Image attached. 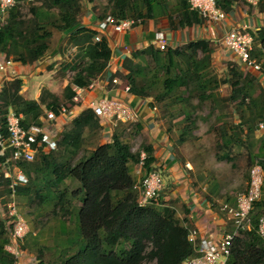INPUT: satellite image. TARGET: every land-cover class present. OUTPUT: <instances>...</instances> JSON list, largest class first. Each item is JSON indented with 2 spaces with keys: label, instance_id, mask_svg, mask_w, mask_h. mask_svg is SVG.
I'll return each instance as SVG.
<instances>
[{
  "label": "trees",
  "instance_id": "16d2710c",
  "mask_svg": "<svg viewBox=\"0 0 264 264\" xmlns=\"http://www.w3.org/2000/svg\"><path fill=\"white\" fill-rule=\"evenodd\" d=\"M28 2H33L31 17L25 18L21 9ZM241 2L247 3V0H220L218 6L228 14ZM85 14L82 0H16L5 23L0 26V55L22 65L38 63L46 57L54 32H70L69 43L78 46L79 52L69 65L74 75L60 97L45 89L38 101L25 99L21 94L23 80L16 78L7 82L0 91L2 117L13 110L24 116V125L35 123L45 108L58 111L62 102L70 101L75 86L88 87L106 72L112 57L110 44L106 36L96 42L97 29L81 25ZM107 15L117 21L133 18L141 23L165 18L171 30L204 22L197 12L191 10L189 0H109L104 12L96 17L101 21ZM251 33L255 38L251 57L262 62L264 69V27ZM213 53L210 42L202 39L165 50L150 45L125 61V67L133 64L134 59L139 60L140 65L128 67L129 73L124 77L120 73L114 74L110 81L121 77L131 94L140 98L153 97L154 102L163 107L167 106L166 98L182 88L196 91L201 103L209 99L216 102L218 87L230 85L231 93L222 101L236 103L239 122L225 127L221 140L230 145L249 144L251 147L252 143L246 142L248 138L244 135L246 131L253 134L258 124L264 121V84L234 62L228 63L225 77L219 79L211 71ZM100 122L91 109H85L73 120L74 129L63 130L56 151L39 153L35 162L22 165L29 182L17 188L18 197L35 195L42 201H52L54 207L67 215L74 217L77 213L79 220V249L72 255H59L58 263L46 262L40 254L38 264H184L196 255L195 247L189 241L193 228L187 217L178 218L171 206L160 202L163 191L157 197L159 202L154 200L147 206L139 205V192L135 189L137 182L132 174V166L140 162L139 152H133L131 145L124 142L119 133H114L108 143L98 145L75 160L85 144V131L99 132L103 127ZM133 128L140 131L141 125L137 123ZM1 131L7 135L4 124ZM261 147L264 149V140ZM141 150L147 155L142 167L146 176L156 170V158L152 146L143 145ZM220 159L232 161V156L226 152ZM255 161L264 170L261 148ZM2 162L0 157V164ZM66 180H71L77 187L70 192L67 189L61 191ZM10 184L11 180L0 172L1 192L6 197L11 193ZM78 203L80 207H77ZM262 215L264 183L262 197L250 214L251 227L241 230L235 238L227 264H264V240L257 233ZM63 230L66 231L65 226ZM10 238L11 227H7V220H0V264H17L14 255L6 250ZM66 242L76 244L69 238ZM21 249L24 251L25 247Z\"/></svg>",
  "mask_w": 264,
  "mask_h": 264
},
{
  "label": "crops",
  "instance_id": "0c3cea01",
  "mask_svg": "<svg viewBox=\"0 0 264 264\" xmlns=\"http://www.w3.org/2000/svg\"><path fill=\"white\" fill-rule=\"evenodd\" d=\"M98 22L99 20L95 14L86 12L81 25L97 29ZM244 27L250 28V32H256L264 27V3H260L258 6L251 5L248 1L247 3H237L233 10L228 13L227 20L221 24L203 22L201 25L171 30L168 21L161 18L157 21L150 19L123 33H117L109 29L106 33L101 34V36H106L112 50V57L107 70L95 79L92 83L94 88L84 93V100L76 106L79 112H83L92 101L101 98H117L124 101L135 112L141 125L140 131L133 128L130 132L125 124L119 123L115 126L101 120L100 124L103 127L98 132L102 137L99 139V145L108 143L114 133H119L124 142L129 143V141H135L134 139L139 140L140 150L143 145L152 146L156 158L155 171L160 174L164 172V178L161 174L164 190L165 188L168 189V192L165 193L163 190L164 192L160 194V202H166L171 206L177 212L178 218L187 217L192 228L198 230V240L208 237L212 241H218L226 233L234 230L228 215L221 210L223 204L218 202L220 209L218 208L219 211H216L212 208L214 204L207 197L198 193L187 180V174L183 171L181 161L175 151L174 135L168 130L171 123L168 124L169 121L164 117L165 111L161 108L163 105L154 102L153 97L140 98L127 92L125 90L127 85L123 78L115 77L118 80L117 84L111 82L110 78L116 73H120L124 77L129 73L128 67L140 65V61L134 59L133 64L129 63L128 67H125V61L133 53L142 51L152 45L155 33L158 31L165 33L172 48L186 46L190 42L201 39L209 41L214 48L213 59L215 63L226 70L228 63L235 62L236 57L225 48L222 42L223 37L232 28ZM69 37L70 32L53 36L50 49L46 54L49 57L41 63L22 65L27 67V70H20L21 73L31 71L29 76L41 75V77H45L47 85L44 87H46V90L59 97L74 75V71L69 68V65L73 64L72 62L79 52L78 46L69 43ZM250 72L260 78L257 72L252 70ZM27 84L23 81L21 94L25 99L38 101L43 86L40 88L34 87L33 89L31 85ZM67 126L68 123L62 125L61 134L63 127L66 128ZM131 135L135 137H131ZM132 171L133 177L139 184L144 177L142 169L139 168L138 170L136 165ZM230 205H236V195Z\"/></svg>",
  "mask_w": 264,
  "mask_h": 264
},
{
  "label": "built area",
  "instance_id": "2783aa9c",
  "mask_svg": "<svg viewBox=\"0 0 264 264\" xmlns=\"http://www.w3.org/2000/svg\"><path fill=\"white\" fill-rule=\"evenodd\" d=\"M220 0H189L190 8L210 24H221L227 20L228 14L219 6ZM249 4L258 6L264 0H247ZM16 0H0V26L8 17L9 11L15 6ZM141 24L133 18L117 21L112 15H107L98 22V35L95 41L101 40V34L109 29L117 33L130 31L135 26ZM225 48L233 54L241 64L242 70H252L259 74L262 84H264V69L262 62H256L251 55L254 50L255 38L250 32V28H232L223 37ZM153 46L160 50L170 47L169 41L163 31L155 33ZM15 62L12 58L0 55V91L7 82L13 80V66ZM117 84L118 80L114 79ZM94 88V84L88 87L73 88L74 96L70 101L62 103L58 111L45 109L37 122L24 125V116L9 110L6 116L0 115V157L3 162L0 164V172L5 178L11 180L7 206V215L10 218L11 242L7 244L6 250L14 255L18 262L25 252L22 251V243L29 232V226L23 216L18 212L17 188L28 184L29 177L24 172V163H33L39 153H50L58 149V140L61 127L66 120L72 121L82 112L76 107L84 100V93ZM127 86L125 90L129 92ZM91 109L102 121L117 124L122 123L134 126L139 123L135 112L122 100L117 98H101L90 102L87 109ZM58 112V113H57ZM5 125L7 135L2 133V125ZM66 124V123H65ZM133 128V127H132ZM129 129V131L132 130ZM257 131L264 136V121L258 124ZM140 153L139 168L142 169L147 158L146 152L138 149ZM192 169L190 164H187ZM264 183V170L258 161L251 166L246 188L236 194V205L223 204L221 210L225 212L232 222L234 230L226 233L220 240L212 241L208 237L198 240V230L192 229L189 234V241L193 243L196 255L189 258L184 264H227L234 246L235 238L239 232L249 230L251 227L250 214L253 206L262 197V187ZM139 192L138 203L140 206H147L157 200L159 194L164 190V183L158 171H152L143 177L142 181L136 185ZM257 233L264 240V215L259 218ZM21 243V244H20ZM22 256V257H21Z\"/></svg>",
  "mask_w": 264,
  "mask_h": 264
},
{
  "label": "rangeland",
  "instance_id": "374dc122",
  "mask_svg": "<svg viewBox=\"0 0 264 264\" xmlns=\"http://www.w3.org/2000/svg\"><path fill=\"white\" fill-rule=\"evenodd\" d=\"M172 1L174 2V0ZM108 3L109 0H82L83 11L101 15ZM32 6L33 2H28L22 6L21 12L25 18L31 17L30 9ZM58 34L59 32H54L53 36ZM48 57L46 56L44 60L38 63L45 61ZM234 63H237L242 69L237 59ZM23 69L27 70V67L15 63L13 66L14 74L11 78L21 77L33 89L34 87L40 88L42 86L43 90L46 89L44 87L47 85L45 77H41V75L29 76L31 71L21 73L20 70ZM211 71L219 79L224 78L227 72L222 66L217 65L214 59ZM244 72L248 71L244 70ZM195 92L182 88L173 95L175 96L174 98L173 96L166 98L165 103L167 106H162L161 108L165 109L164 117L169 121L167 123H171V127L169 126L168 130L174 135L173 139L175 141H173V144L175 145V151L181 161L183 171L187 174V180L198 193L207 197L214 204L212 208L219 211L221 203H232L235 195L246 188L249 170L253 165L252 161H255V156L260 148L261 152H264L261 147V142H263L264 138L261 137L258 131L253 134L246 131L244 138H248L246 142L252 143L251 147H249V144L236 146L230 145L228 141H222L220 136L224 128L239 122L238 112L235 111L237 109L236 103L229 104L222 101L223 98L230 95V85L222 84L218 87L215 91L216 102H213V99H209L200 103ZM62 93L63 90L60 95ZM73 120H66L65 123H68V126L66 128L63 127V130L74 129ZM132 127L134 126H129L127 130ZM182 134H184V141L181 143ZM83 136L85 144L75 160L95 149L99 145V139L102 138L98 132L92 134L88 130L85 131ZM60 137L61 135H59V140ZM131 137L135 136L131 135ZM134 140L132 142L128 140L133 152L140 149L139 140ZM226 152H230L232 161L220 159ZM251 156H253V159H251ZM187 164H190L192 169H189ZM132 167L134 168V166ZM161 174L164 178V172H161ZM171 186L173 185L171 184ZM76 187L77 184L71 180H66L61 186V191L67 189L70 192ZM2 190L3 188L0 185V220H7V227L10 228L12 223L8 219L6 206L9 198L6 197L7 195L2 194ZM164 191L166 193L168 189L165 188ZM16 200L18 212L29 226L28 235L22 243V246L25 247L24 251H22L25 254H23L24 257L21 256L22 258L17 264H38L40 254H42L46 262L54 261L58 263L59 255L62 256L67 253L72 255L79 249L81 236L78 230L79 220L77 213L74 215V219L73 216L59 211L58 207H54V202L49 200L42 201L36 198L35 195L31 197L29 195L17 196ZM157 201L159 202V199ZM80 206L81 204L78 203L77 207ZM63 226H65L67 232L63 230ZM67 238L76 244L65 243Z\"/></svg>",
  "mask_w": 264,
  "mask_h": 264
},
{
  "label": "clouds",
  "instance_id": "9594fccd",
  "mask_svg": "<svg viewBox=\"0 0 264 264\" xmlns=\"http://www.w3.org/2000/svg\"><path fill=\"white\" fill-rule=\"evenodd\" d=\"M138 184V183H137Z\"/></svg>",
  "mask_w": 264,
  "mask_h": 264
}]
</instances>
